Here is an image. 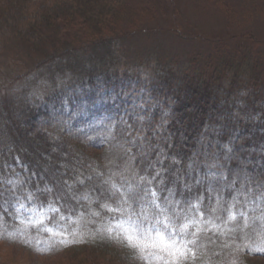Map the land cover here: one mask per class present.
Listing matches in <instances>:
<instances>
[{
	"label": "trees",
	"instance_id": "obj_1",
	"mask_svg": "<svg viewBox=\"0 0 264 264\" xmlns=\"http://www.w3.org/2000/svg\"><path fill=\"white\" fill-rule=\"evenodd\" d=\"M34 1L0 18V54L32 61L12 95L0 87V243L70 264H250L264 245L250 224L264 217L261 54L211 46L167 66L129 52L126 0ZM21 204L53 205L68 237L24 222Z\"/></svg>",
	"mask_w": 264,
	"mask_h": 264
},
{
	"label": "rangeland",
	"instance_id": "obj_2",
	"mask_svg": "<svg viewBox=\"0 0 264 264\" xmlns=\"http://www.w3.org/2000/svg\"><path fill=\"white\" fill-rule=\"evenodd\" d=\"M216 1H218L217 6ZM14 4L6 6L10 14L17 12L19 5L22 7L21 10L27 9V11L37 6L34 0ZM126 4L129 9L134 10H128L127 16L123 17L121 24L117 26L123 28L131 21L135 23L134 29H128L127 32L128 35L134 33V36L126 43L129 52L134 56L152 57L154 60L163 61L167 66L175 67L185 64L189 53L194 50L205 55V50H209L212 46V48L217 47L219 50L216 52L224 56L230 48L241 51L243 47H246L255 55L253 57L261 54L259 58L264 60V0H126ZM5 8L0 2V18H3L1 11ZM22 17L24 16H20V19ZM28 20L24 18L23 22ZM72 33L81 34L75 31ZM115 48H117L116 45ZM240 54L241 52H238V55ZM22 55L26 54L10 49L0 54V87L6 86L9 95L19 88L18 83L11 82L16 80V74L20 70L30 68L32 63L27 55ZM261 68H264V62L261 63ZM56 81H53V85H56ZM259 98L264 99V92ZM15 108L16 106L11 110ZM33 139L31 137L30 140ZM19 210L23 212L21 219L24 222L37 225L52 238L61 240L68 237L69 234L67 235L66 231L68 226L53 216L55 211L53 205L30 208L21 204ZM260 216L255 215L250 218L252 222L250 224L260 227L259 232L262 233L264 217H262L263 214ZM199 217L195 211H192L188 226L193 224L195 227L199 226L201 223ZM118 233L119 237L115 236L122 240L123 244L119 241L117 242L119 244H114L115 248L125 253L122 250L125 238L120 234L121 232ZM115 250H112L110 254H117L118 251ZM263 252L264 245L255 252L257 256H248L245 262L264 264ZM69 256L76 259L73 253H69ZM69 256L47 257L29 252L19 244L0 243V264H70ZM239 259L240 254L235 252L229 255L224 264H238Z\"/></svg>",
	"mask_w": 264,
	"mask_h": 264
}]
</instances>
